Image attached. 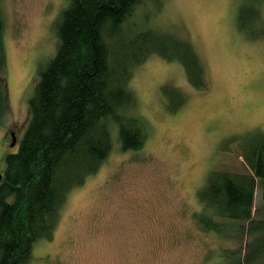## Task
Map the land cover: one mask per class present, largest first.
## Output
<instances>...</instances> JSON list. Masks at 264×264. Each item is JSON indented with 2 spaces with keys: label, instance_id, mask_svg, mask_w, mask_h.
Returning <instances> with one entry per match:
<instances>
[{
  "label": "rangeland",
  "instance_id": "374dc122",
  "mask_svg": "<svg viewBox=\"0 0 264 264\" xmlns=\"http://www.w3.org/2000/svg\"><path fill=\"white\" fill-rule=\"evenodd\" d=\"M249 1L142 0L136 6L126 23L185 38L202 63L205 87L190 85L179 62L155 55L136 67L127 85L135 101L128 115L142 125V146L122 149L112 130L111 152L67 193L52 240L38 241L27 264H245L248 250L264 249V238L257 243L248 233L250 222L262 219L257 179L248 222L225 221L218 235L197 217L210 172L253 175L244 149L248 155L263 143L264 24L257 27L263 37L251 39L237 28ZM70 2L0 0L8 96L1 163L17 149L10 147L11 133L17 143L24 134L37 69L55 55L54 24ZM259 12L264 21V1ZM248 18L245 25L259 21ZM167 93L174 97L170 104ZM178 93L184 102L171 113ZM252 264H264V257Z\"/></svg>",
  "mask_w": 264,
  "mask_h": 264
},
{
  "label": "trees",
  "instance_id": "16d2710c",
  "mask_svg": "<svg viewBox=\"0 0 264 264\" xmlns=\"http://www.w3.org/2000/svg\"><path fill=\"white\" fill-rule=\"evenodd\" d=\"M141 1L71 0L60 12L54 24L58 40L55 55L38 67L24 134L18 143L15 136L17 149L2 160L0 264H27L38 241L52 240L67 193L98 171L111 152L113 129H117L122 149L142 146V125L128 115L135 101L127 85L136 67L155 55L179 62L190 85L205 87L202 63L185 38L137 30L134 22L126 23ZM261 1L250 0L238 13L237 28L250 39L263 37L257 29L264 24L259 15ZM252 15L259 21L245 25ZM3 43L0 13V122L8 111ZM178 94L171 113L184 102V96ZM165 97L169 104L174 99L168 93ZM262 140L260 146L249 147L248 155L244 149L253 175L210 172L198 195L203 204L198 223L206 231L220 235L225 221L251 219L257 179L262 219L250 222L248 233L257 243L264 238V137ZM261 256L264 249L248 250L244 263L252 264Z\"/></svg>",
  "mask_w": 264,
  "mask_h": 264
},
{
  "label": "water",
  "instance_id": "95a60500",
  "mask_svg": "<svg viewBox=\"0 0 264 264\" xmlns=\"http://www.w3.org/2000/svg\"><path fill=\"white\" fill-rule=\"evenodd\" d=\"M11 138H12V142L10 144V147H13L16 144V137L14 133H11ZM0 180H1V175H0Z\"/></svg>",
  "mask_w": 264,
  "mask_h": 264
}]
</instances>
